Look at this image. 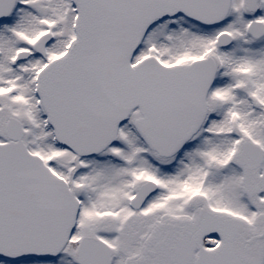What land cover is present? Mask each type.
Listing matches in <instances>:
<instances>
[{"label": "snow or ice", "instance_id": "1", "mask_svg": "<svg viewBox=\"0 0 264 264\" xmlns=\"http://www.w3.org/2000/svg\"><path fill=\"white\" fill-rule=\"evenodd\" d=\"M0 264H264V0H0Z\"/></svg>", "mask_w": 264, "mask_h": 264}]
</instances>
